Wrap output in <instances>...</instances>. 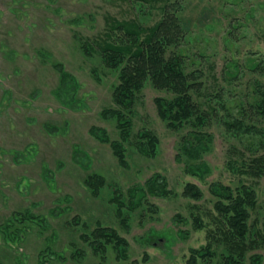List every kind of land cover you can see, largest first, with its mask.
I'll return each mask as SVG.
<instances>
[{
  "label": "rangeland",
  "instance_id": "rangeland-1",
  "mask_svg": "<svg viewBox=\"0 0 264 264\" xmlns=\"http://www.w3.org/2000/svg\"><path fill=\"white\" fill-rule=\"evenodd\" d=\"M163 6L162 0H0V226L12 213L26 211L45 220L27 221L22 237L0 230V264H188L192 250L207 247L216 256L211 263L201 257L198 264H224L212 186H236L240 180L254 184L259 196L246 264H254L255 255L264 264V171L261 178L245 174L264 156L259 135L246 133L239 141L216 122L207 129L213 140L201 162L208 171L202 179L193 176L194 161L182 147L188 129L174 130L161 118L156 100L172 94L150 79L132 103L126 166L110 143L92 134L96 128L121 139L116 121L102 115L116 107L113 93L120 83L119 71L105 67L96 45L108 31V18L152 28L164 16ZM179 17L188 31L178 52L187 57L189 71L204 74L193 98L223 100L235 112L241 102L260 98L264 0H186ZM87 41L92 48L85 52ZM57 63L79 83L72 108L55 96ZM144 132L159 138L155 157L137 147ZM94 175L105 179L98 195L88 185ZM160 178L167 195L152 191ZM188 184L204 197L182 196ZM196 218L202 220L200 230ZM99 226L115 230L128 246L104 237L94 247L88 241Z\"/></svg>",
  "mask_w": 264,
  "mask_h": 264
},
{
  "label": "trees",
  "instance_id": "trees-1",
  "mask_svg": "<svg viewBox=\"0 0 264 264\" xmlns=\"http://www.w3.org/2000/svg\"><path fill=\"white\" fill-rule=\"evenodd\" d=\"M164 4V16L162 20L152 28H143L134 21L120 22L108 18V31L104 39L98 40L96 45L102 54V60L109 70L119 71V84L114 91V101L116 107L109 108L103 112V118L108 121L115 120L117 129L120 132V140H112L106 130L92 128V134L98 140L111 144L115 156L122 165L126 166L125 143H130L133 129L132 103L136 96L142 91L146 80H151L156 86L172 94V98H158L156 103L160 116L165 120L170 128L174 130L188 129L183 147V154L194 163H190L189 172L202 179V175L208 170L202 165V159L206 152L210 150L213 140L212 133L207 131L213 124H218L227 136L235 137L239 141L247 134L259 135L260 146L264 150V87H261L260 98L249 103L241 102L239 110L229 109L223 100L217 102L209 99L205 103L193 98V94H199L203 79V70L189 71L187 57L183 52H178L181 45L186 40L185 33L188 31V24L179 17L186 0H162ZM85 52L91 50L89 41L82 45ZM181 51V50H180ZM43 56L46 54L43 52ZM56 69L61 73L60 85L55 96L64 105L70 108L76 101V92L79 83L72 75L68 74L61 64H55ZM208 98H211L209 96ZM221 96L217 95L216 99ZM215 102V104H214ZM218 103L221 105L217 106ZM224 114H220V110ZM224 127H223V126ZM49 128V127H48ZM51 132H57L56 128H51ZM159 138L154 132H144L137 142L138 149L147 156H156L159 146ZM185 157V158H186ZM186 158V160H188ZM252 172L245 174L261 178L264 169V156L253 161ZM237 171H243L242 167L234 166ZM165 180L160 178L152 184V191H158L160 195H167ZM89 188L94 194H99L105 187V179L101 175H94L88 179ZM212 193L215 196L216 210L221 214V233L225 245L222 253L224 264H246L247 252L253 247V220L259 211V196L254 184H248L243 180L236 186H226L216 183L212 186ZM203 192L195 184H188L183 192L185 198L189 200H201ZM133 200L137 196H132ZM114 201V200H113ZM119 204V196L115 199ZM138 201V200H136ZM121 205V204H120ZM257 218V217H256ZM40 216H34L31 211L23 213H12V216L1 226V233L5 235H15L22 237L21 230L27 221L30 223ZM256 220V219H255ZM195 229L203 227L201 218H196ZM33 223V222H32ZM256 223V221L254 222ZM48 226V225H46ZM20 228L16 233L12 231ZM16 236V235H15ZM88 242L94 247H101L97 242L107 238L109 243H114L117 247H126L128 242L120 237L115 230L102 228L99 226ZM192 257L188 264H198L199 259L210 261L216 256L215 251L210 247L202 250H192ZM252 263L261 264L262 258L258 255L251 257ZM207 263V262H206Z\"/></svg>",
  "mask_w": 264,
  "mask_h": 264
}]
</instances>
